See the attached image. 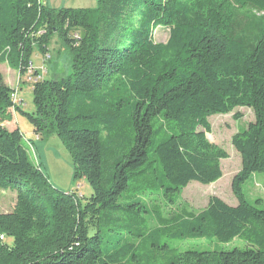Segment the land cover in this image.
<instances>
[{"label": "trees", "instance_id": "16d2710c", "mask_svg": "<svg viewBox=\"0 0 264 264\" xmlns=\"http://www.w3.org/2000/svg\"><path fill=\"white\" fill-rule=\"evenodd\" d=\"M160 26L166 43L155 41ZM55 34L71 74L47 79L35 69L28 113L0 72V122L14 107L38 139L58 136L74 179L93 194L55 187L20 128L0 126V189L16 192L14 209L0 213V264H264V199L245 192L264 174V0H0V62L21 76ZM239 107L255 120L232 138L238 204L214 196L199 212L167 214L191 182L223 177L229 154L207 138L209 118ZM164 235L244 246L180 249Z\"/></svg>", "mask_w": 264, "mask_h": 264}, {"label": "rangeland", "instance_id": "374dc122", "mask_svg": "<svg viewBox=\"0 0 264 264\" xmlns=\"http://www.w3.org/2000/svg\"><path fill=\"white\" fill-rule=\"evenodd\" d=\"M44 5L49 7H66V8H95L98 0H43ZM170 36L169 28L162 26L155 31L154 38L157 43H166ZM51 60L45 61L44 54L40 49L36 48L32 63L35 69L44 74V78L52 79L66 77L71 74V57L58 34H55L48 49ZM0 72L4 75L7 84L12 91L19 89L18 99L21 101V108L28 112L35 111L33 84L28 76H21L19 72L12 69L7 63L0 62ZM11 118L0 122V126L8 129L20 128L25 133L26 143L32 141L33 145L27 144L30 148V154L36 163H41L45 173L48 175L53 185L65 192H76L85 197L93 194V187L86 180H75L72 157L65 147L63 141L58 136L49 139H38L34 127L28 117L22 113H18L13 107L10 110ZM240 117H237V115ZM211 123V132L207 133V138L224 149L229 157L223 159L222 170L223 177L211 184H203L197 181L191 182L183 189L179 198V206L166 207V213H176L178 208L187 207L193 213L204 209L211 197H219L230 205H237L238 200L233 192L232 183L234 177L242 169L241 154L236 150L232 143L233 136L248 127V124L255 120L254 112L251 108L239 107L228 114H216L209 118ZM202 130V129H201ZM245 192L247 196L254 200L256 198L264 199V174H256L245 184ZM150 204H153L154 195L145 196ZM16 203V192L0 189V213L11 212ZM154 226L156 223L153 221ZM172 241L174 247L180 249H202V250H231L237 246L243 247L244 243L235 239L230 243H220L218 241L210 242L208 240L189 239L180 242L178 238H170L164 235L163 241ZM5 242L12 245L13 240L6 237Z\"/></svg>", "mask_w": 264, "mask_h": 264}, {"label": "built area", "instance_id": "2783aa9c", "mask_svg": "<svg viewBox=\"0 0 264 264\" xmlns=\"http://www.w3.org/2000/svg\"><path fill=\"white\" fill-rule=\"evenodd\" d=\"M74 36H75V38H79L78 33H75ZM48 60H51V55L49 53L45 56V61H48ZM34 71H35L34 64L31 63V65H30L27 73L25 74V76H28V79L30 81H32V82L34 80ZM39 77L40 78L41 77H44V74H41L40 73V76ZM18 91H19V89L17 88L14 91H12V93H11V98H12V101H13V103H14L15 106L16 105H20V103H21V101H19V99H18Z\"/></svg>", "mask_w": 264, "mask_h": 264}, {"label": "crops", "instance_id": "0c3cea01", "mask_svg": "<svg viewBox=\"0 0 264 264\" xmlns=\"http://www.w3.org/2000/svg\"><path fill=\"white\" fill-rule=\"evenodd\" d=\"M42 2H43V0H42ZM20 74V73H19ZM7 82V81H6ZM19 128V127H18ZM13 129H15V127L13 128ZM13 129H10V130H13ZM23 132V131H22ZM24 133V132H23ZM25 134V133H24ZM32 142V141H31ZM41 164V163H40ZM82 195V194H81ZM15 205V204H14Z\"/></svg>", "mask_w": 264, "mask_h": 264}]
</instances>
